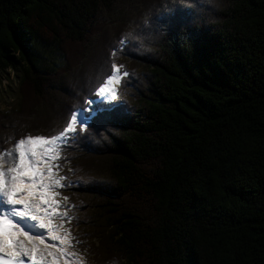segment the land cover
Here are the masks:
<instances>
[{
	"label": "trees",
	"instance_id": "1",
	"mask_svg": "<svg viewBox=\"0 0 264 264\" xmlns=\"http://www.w3.org/2000/svg\"><path fill=\"white\" fill-rule=\"evenodd\" d=\"M8 69L0 152L93 113L54 162L87 264H264V0H0Z\"/></svg>",
	"mask_w": 264,
	"mask_h": 264
},
{
	"label": "snow or ice",
	"instance_id": "2",
	"mask_svg": "<svg viewBox=\"0 0 264 264\" xmlns=\"http://www.w3.org/2000/svg\"><path fill=\"white\" fill-rule=\"evenodd\" d=\"M127 36L135 40L131 32ZM121 68L112 62L111 74L95 89L103 100L113 102L117 99L115 85L120 82L121 75H129ZM85 103L91 106L95 98ZM112 106L108 103L105 108ZM77 121V111H72L58 134L19 139L15 143L16 160L8 167L3 164L5 153L0 152V264H26V260L28 264H84L75 258V253L67 250L72 239L68 230L62 224L52 223L53 212L58 206L54 189L65 179L56 174L58 164L54 162L59 159L61 143L77 131L85 130L86 123L80 121L77 129ZM6 154L12 156L11 151ZM59 215L65 217L67 213ZM33 228L45 230L47 235L33 236ZM47 238L53 241L51 245L45 243ZM55 242H59V246Z\"/></svg>",
	"mask_w": 264,
	"mask_h": 264
},
{
	"label": "rangeland",
	"instance_id": "3",
	"mask_svg": "<svg viewBox=\"0 0 264 264\" xmlns=\"http://www.w3.org/2000/svg\"><path fill=\"white\" fill-rule=\"evenodd\" d=\"M46 56L49 62L61 60L60 54L56 52L55 50L47 51ZM18 85H19L18 77L14 70L8 69L7 71H2V70L0 71V111L12 110L18 107L19 99H20ZM100 100L105 101L101 97H100ZM105 102H108V101H105ZM77 114H78V121H84L85 123H87L91 119V116L93 113H89L87 115H84V114L80 115V112H77ZM9 151L12 152V156H8L6 154ZM9 151H7L3 157L4 167L10 166V164L14 163L16 160L15 145ZM9 160H12V161L10 162ZM58 173H59L58 170H56L57 175ZM54 191L57 192V195L54 197V199L58 202V206L56 207L55 212H53V216L55 217V216H58L60 213H65V211H67L68 209V204L66 201H64L62 197L60 187L55 188ZM58 219H60V222L62 223V225L65 224V227L64 226L63 227L67 229L68 216H65V217L59 216ZM68 234L72 238V234H70L69 232ZM69 247L73 253L77 254L78 249L76 246H74L73 238L71 239L69 243ZM79 256L78 258L79 260H81L82 257L80 256L81 257L80 258ZM82 259H83L84 264H86V260L84 258Z\"/></svg>",
	"mask_w": 264,
	"mask_h": 264
},
{
	"label": "bare ground",
	"instance_id": "4",
	"mask_svg": "<svg viewBox=\"0 0 264 264\" xmlns=\"http://www.w3.org/2000/svg\"><path fill=\"white\" fill-rule=\"evenodd\" d=\"M8 160V159H7ZM10 162L12 161V160H9ZM13 163H11L10 165H12ZM43 219H45V220H47L48 219V217H42ZM42 234V229H35V228H33L32 229V231H31V235H33V236H40Z\"/></svg>",
	"mask_w": 264,
	"mask_h": 264
}]
</instances>
